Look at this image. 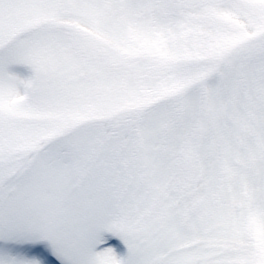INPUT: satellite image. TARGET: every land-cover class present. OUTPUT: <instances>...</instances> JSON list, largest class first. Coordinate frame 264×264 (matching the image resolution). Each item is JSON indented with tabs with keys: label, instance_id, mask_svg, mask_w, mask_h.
Segmentation results:
<instances>
[{
	"label": "snow or ice",
	"instance_id": "1",
	"mask_svg": "<svg viewBox=\"0 0 264 264\" xmlns=\"http://www.w3.org/2000/svg\"><path fill=\"white\" fill-rule=\"evenodd\" d=\"M0 264H264V0H0Z\"/></svg>",
	"mask_w": 264,
	"mask_h": 264
}]
</instances>
